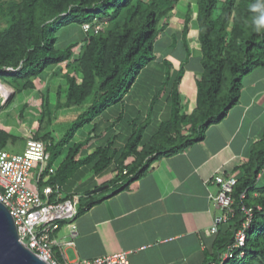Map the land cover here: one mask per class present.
<instances>
[{"label":"trees","instance_id":"trees-1","mask_svg":"<svg viewBox=\"0 0 264 264\" xmlns=\"http://www.w3.org/2000/svg\"><path fill=\"white\" fill-rule=\"evenodd\" d=\"M179 2L0 0V21L4 23L0 28V79L20 85V92L33 90L42 73L51 70L52 78L61 76L63 80L57 92L64 94L62 106L86 105L58 142L54 143L49 135L33 137L42 140L48 151H56L51 155L53 159L61 158L66 150L50 179L43 181L42 177L40 187L53 184L62 188V183L77 171L89 168L97 175L111 167L115 176L95 189L107 186L101 193L120 192L138 180L153 162L202 141L206 130L221 122L238 102L241 80L255 69L264 68V26L254 24L264 14V0H193L186 5L180 28L186 54L174 56L180 62L178 75L163 95L162 109L167 113L153 134L143 141L144 125L119 148L110 141L88 153L85 147L96 137L95 124L91 137L72 143L81 128L110 106L123 104L145 68L156 62V42L169 28L166 20L174 15ZM253 5L261 7L253 10ZM84 25L90 26L86 32ZM97 25L100 28L95 33ZM191 25L195 33L189 37ZM73 26L80 28V34L71 29ZM61 31L64 33L60 35ZM175 43L170 52L176 49ZM194 51L196 55H192ZM163 65L172 69L167 60ZM186 67L194 80L190 106L188 102L183 105L179 90ZM165 74L167 80L169 74ZM11 138L0 130V151ZM237 171L228 220L219 223L204 264H264V185H257L264 173V140ZM88 192L79 197L76 216L99 201L96 194L86 196ZM239 233L244 235L242 245L229 250L236 245ZM227 253L232 256L224 258Z\"/></svg>","mask_w":264,"mask_h":264},{"label":"crops","instance_id":"crops-1","mask_svg":"<svg viewBox=\"0 0 264 264\" xmlns=\"http://www.w3.org/2000/svg\"><path fill=\"white\" fill-rule=\"evenodd\" d=\"M184 12L171 16L177 30ZM247 76L236 105L202 141L153 162L118 193H97L99 201L74 219V239L69 223H61L53 247L61 259L80 262L126 252L130 264H204L216 235L209 230L227 214L213 204L218 187L212 178L235 176L264 140V71ZM102 183L92 182L87 191Z\"/></svg>","mask_w":264,"mask_h":264},{"label":"rangeland","instance_id":"rangeland-1","mask_svg":"<svg viewBox=\"0 0 264 264\" xmlns=\"http://www.w3.org/2000/svg\"><path fill=\"white\" fill-rule=\"evenodd\" d=\"M185 1L180 0L176 12L179 14L185 13ZM190 2H193L190 1ZM169 28L160 35L159 40L155 45L156 62L148 65L146 71L138 77V82L133 88L132 93L128 98L123 100V104L117 103L110 106L107 110L102 112L91 124H87L81 128L72 139V143L82 141L85 138L91 137V130L94 129L95 138L88 142V153H92L95 148L103 147L112 141L115 148H119L125 143V139L137 131L138 128L145 125L142 133V139L145 141L148 136L152 135L157 129L158 124L164 119L167 113L162 109V98L166 89L171 85L172 78L178 75V68L180 62L174 57L178 53H185L182 48V33L181 29H176L173 19L166 20ZM4 27V23L0 21V28ZM77 34H80V28L77 26L71 27ZM192 30V29H191ZM64 32L61 31L60 35ZM190 35L189 37H191ZM176 41L173 52L171 51L173 41ZM191 46H194L192 44ZM186 54V53H185ZM196 55L194 51L192 55ZM164 60L167 64L172 65V69H166L163 65ZM195 63V62H194ZM193 63V64H194ZM189 65L192 66L191 63ZM188 65V66H189ZM262 68L255 69L250 75H257ZM165 72L169 74L168 79L165 80ZM175 73V74H173ZM52 71H45L36 81V87L33 90L18 91L20 85H10V79H0V83L8 86L12 90L9 98H4L0 93V130H3L12 138L6 143L4 151L10 154H21L26 142L33 138H41L44 135H49L54 143L58 142L71 125V123L78 117L79 114L86 110V105L80 107L66 108L64 104V94H57L59 86L63 83L62 77L52 78ZM183 78L179 85V90L182 93L183 105L190 106L194 100L193 77L190 69L185 68L182 72ZM249 75V74H248ZM248 76L241 80V87ZM163 114V115H162ZM67 149V147L65 148ZM49 154L48 165L57 168L61 158L64 159L66 150L61 154V158H51V155L56 151L46 149ZM39 165L33 166L30 172V184L33 183V175ZM111 167L103 173L94 175V172L88 169L75 172L73 176L62 183L59 199L56 196L51 197L50 201L62 200L71 195L81 197L92 184V182H104L113 176L115 173L111 171ZM47 175V174H45ZM46 177V176H45ZM50 179V176L44 178L43 181ZM53 185V184H51ZM258 186L264 185V173L262 178L257 183ZM90 189L89 191H91ZM250 196L252 191L249 192ZM217 194V192H216ZM84 201L81 200V203ZM77 208H80L77 205ZM53 260L57 264H61L63 260L57 249L52 250Z\"/></svg>","mask_w":264,"mask_h":264},{"label":"built area","instance_id":"built-area-1","mask_svg":"<svg viewBox=\"0 0 264 264\" xmlns=\"http://www.w3.org/2000/svg\"><path fill=\"white\" fill-rule=\"evenodd\" d=\"M82 28L86 32L90 26L84 25ZM99 28L98 25L95 26L94 32L96 33ZM48 160L49 154L46 152L45 143L33 138L26 142V147L21 154L0 151V203L11 214L19 240L43 261L48 264H57L52 257L53 247L58 245L55 234L62 222H68L70 238L74 239L78 235L73 222L77 215L79 197L73 196L64 201H50L53 196L59 199L61 188L59 185L40 187L42 177L47 178L55 172V168L47 166ZM36 164L39 168L36 169L33 183L30 184L32 179H30V172ZM47 171L48 174L45 175ZM212 183L218 187L217 194L211 196L214 206L222 211H228L232 205L231 194L236 183L235 177L215 175ZM227 220V214L219 217L209 233L215 234L217 224L225 223ZM243 240L244 235L239 233L236 245L229 250L242 245ZM231 256L227 253L224 258ZM61 264H130V262L126 252H117L92 260L63 261Z\"/></svg>","mask_w":264,"mask_h":264},{"label":"water","instance_id":"water-1","mask_svg":"<svg viewBox=\"0 0 264 264\" xmlns=\"http://www.w3.org/2000/svg\"><path fill=\"white\" fill-rule=\"evenodd\" d=\"M106 187L93 189L86 196L100 193ZM0 264H48L19 240L14 220L2 203H0Z\"/></svg>","mask_w":264,"mask_h":264},{"label":"bare ground","instance_id":"bare-ground-1","mask_svg":"<svg viewBox=\"0 0 264 264\" xmlns=\"http://www.w3.org/2000/svg\"><path fill=\"white\" fill-rule=\"evenodd\" d=\"M0 93L4 98H9L10 95L12 94V90L8 86L0 83Z\"/></svg>","mask_w":264,"mask_h":264},{"label":"clouds","instance_id":"clouds-1","mask_svg":"<svg viewBox=\"0 0 264 264\" xmlns=\"http://www.w3.org/2000/svg\"><path fill=\"white\" fill-rule=\"evenodd\" d=\"M261 7V5H253L252 9L256 10L257 8ZM254 24L257 27L264 26V14H262L260 17H258L256 20H254Z\"/></svg>","mask_w":264,"mask_h":264}]
</instances>
